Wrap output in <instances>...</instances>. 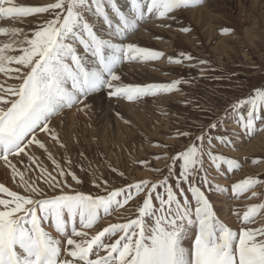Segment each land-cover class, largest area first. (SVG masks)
<instances>
[{"label": "snow or ice", "instance_id": "snow-or-ice-1", "mask_svg": "<svg viewBox=\"0 0 264 264\" xmlns=\"http://www.w3.org/2000/svg\"><path fill=\"white\" fill-rule=\"evenodd\" d=\"M205 3L130 0L126 11L118 0H55L45 6L0 0V20L49 16L31 34L16 27H0V37L7 38L0 43V73H14L10 78L19 81L14 87L0 85V161L11 169L13 180L19 177L17 187L24 193L0 183V264H264V202L248 206L242 215L236 210L239 227L234 230L218 217L206 194L228 192L209 179V167L216 172L224 165L225 171L240 168L238 161L217 154L209 132L217 129L219 122L209 124L192 146L171 157L167 173L159 182L142 180L109 190L108 182L103 181L106 194L95 197L63 191L66 180L58 178L71 175L76 183L81 181L65 171L39 138L45 134L65 148L51 126L53 119L66 109L84 105L96 93L103 91L109 99L132 102L179 91L182 80L134 86L122 83L117 73L126 61H155L164 56L163 52L127 42L142 25L159 21L160 27H171L165 22ZM180 30L191 31L189 27ZM221 34L228 35L230 30L224 29ZM193 59L180 53V58H169V63ZM207 63L200 61L201 65ZM230 111L238 114L235 124L241 134L264 132V87L234 100ZM228 112L226 109L225 117ZM218 140L220 145L232 144L223 136ZM33 146L47 154L56 175L48 167L37 165L39 175L26 179L25 172L10 159L23 163L26 158L27 171L38 159ZM67 164L70 169V159ZM119 175L123 177L124 173ZM41 179L54 194L50 196L38 186ZM94 184L101 187L95 178ZM258 185L264 186V179L249 177L233 185L231 191L236 195L251 192L250 198H259L254 190ZM56 188H60L59 193ZM141 196L135 218L98 228L102 219ZM258 222L260 227H252ZM46 226L62 239L54 238ZM94 228L97 230L90 233Z\"/></svg>", "mask_w": 264, "mask_h": 264}, {"label": "rangeland", "instance_id": "rangeland-1", "mask_svg": "<svg viewBox=\"0 0 264 264\" xmlns=\"http://www.w3.org/2000/svg\"><path fill=\"white\" fill-rule=\"evenodd\" d=\"M16 2L24 6H45L55 0ZM129 3L130 0H118V5L126 11ZM203 7L196 9L203 10L201 17L190 14L193 10L179 12L176 20L165 22L171 27H160L159 21L142 25L127 42L163 52L164 56L155 61H126L117 73L122 83L134 86L169 84L182 80L184 83L179 85V91L147 96L132 102L109 99L102 91L90 96L84 105L66 109L53 119L51 126L65 148H61L47 135L40 134L39 138L47 144L65 171L74 173L81 181L76 183L71 175L58 178L66 180V185H62L64 192H80L95 197L106 194L103 181L108 182L109 190L126 188L142 180L159 182L167 173L170 158L192 146L195 137L201 130H207L209 124L219 122V127L209 132L213 143L217 145V154L238 161L240 168L225 171L227 166L224 165L216 172L209 167L208 176L213 184L228 190L223 195L215 191L206 193L214 210L223 222L235 230L239 227L234 214L236 210L242 215L248 206L264 202L262 185L254 189L260 194L259 198H250L251 192L236 195L231 191L233 185L246 178L264 179V163H252L253 160L264 162V132L252 136L241 134L235 124L238 114L230 111L234 100L245 98L255 89L264 87V0H206ZM48 18V14H38L20 21L4 19L0 20V27H16L31 34ZM183 27H189L191 31L184 33L180 30ZM224 29L230 30V34L222 35ZM6 39L0 37V43ZM180 53L191 55L194 59L185 60L182 64L169 63V58H180ZM201 60L208 63L201 65ZM14 75L0 73V85H18V80L10 78ZM85 105L88 107L85 108ZM226 109L229 112L225 117ZM230 133L236 135L230 136ZM219 136L225 140L231 139V146L220 145ZM32 152L38 159L27 171L25 166L29 162L26 158L23 163L10 158L20 171L25 172L26 179H35L39 175L40 168L37 165L48 167L56 175L43 150L33 146ZM69 159L70 169L67 164ZM153 169L162 171L155 172ZM120 172L124 173L123 177L119 175ZM94 178L95 183H101L100 188L95 187ZM18 181L19 177L13 180L11 169L0 161V183L24 194L23 188L17 187ZM38 186L50 196L54 194L42 179L38 181ZM55 192L59 193L60 188H56ZM223 196L228 203L222 202ZM142 198L130 201L118 212L114 211L102 219L98 228L135 218L136 208ZM223 205L229 207L224 208ZM224 213H229L228 219L234 221H227V214ZM260 226L261 222L252 225ZM47 230L52 232L54 238L62 239L53 228L47 227ZM96 230L94 228L90 233Z\"/></svg>", "mask_w": 264, "mask_h": 264}, {"label": "bare ground", "instance_id": "bare-ground-1", "mask_svg": "<svg viewBox=\"0 0 264 264\" xmlns=\"http://www.w3.org/2000/svg\"><path fill=\"white\" fill-rule=\"evenodd\" d=\"M255 3H257V2H255ZM203 8H205V7H203ZM207 8V7H206ZM205 8V9H206ZM206 11V10H205ZM202 13H203V10L202 9H200V10H193V12H191L190 14H192V15H195V16H199L200 15V17L202 16ZM213 23V22H212ZM8 27V26H7ZM213 33V32H212ZM141 39H143V38H141ZM141 39H139V40H141ZM145 39V38H144ZM147 40V39H146ZM171 49V47L169 48V50ZM162 65V64H161ZM122 70V69H121ZM129 76V75H128ZM78 109V108H77ZM64 116H65V114H64ZM70 120V119H69ZM254 142V141H253ZM6 172V171H5ZM224 183V182H223ZM222 183V186H225V184H223ZM222 202L223 203H228V200H227V198L226 197H224L223 196V198H222ZM241 206V205H240ZM223 207L225 208V207H229V206H227V205H223ZM227 212H228V210H226ZM231 211V210H230ZM224 214H227V213H224ZM231 215V214H230ZM222 216V215H221ZM228 217H229V213L225 216V219L228 221V220H233L232 218H229L228 219ZM234 221V220H233ZM231 223V222H230ZM237 225V224H236ZM51 234H52V232H51Z\"/></svg>", "mask_w": 264, "mask_h": 264}]
</instances>
